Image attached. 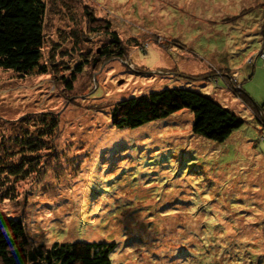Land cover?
Instances as JSON below:
<instances>
[{"label":"rangeland","instance_id":"374dc122","mask_svg":"<svg viewBox=\"0 0 264 264\" xmlns=\"http://www.w3.org/2000/svg\"><path fill=\"white\" fill-rule=\"evenodd\" d=\"M46 1L43 62L54 45L72 50L75 33L90 54L108 39L85 35V6L129 51L80 73L69 98L62 69L0 66V132L14 134L23 115L59 116V158L20 180L0 213L23 219L30 246L113 242L112 264H264V120L236 94L264 113V0ZM174 86L200 89L245 122L224 141L195 133L187 107L113 124L118 100Z\"/></svg>","mask_w":264,"mask_h":264},{"label":"trees","instance_id":"16d2710c","mask_svg":"<svg viewBox=\"0 0 264 264\" xmlns=\"http://www.w3.org/2000/svg\"><path fill=\"white\" fill-rule=\"evenodd\" d=\"M47 13L46 0H0V66L20 75L35 71L39 74L53 72L55 75V71L62 69L61 79L66 83L69 98L80 91L73 90L80 73L99 69L107 60L124 58L128 54V45L112 28V22L99 18L89 6H85V35L99 33L108 35V39L90 54L91 50L83 51L77 46L81 36L75 33L76 42L72 50H61L54 45L48 61L43 62ZM261 30L264 34V25ZM78 52L79 59L73 62ZM68 57L71 62L65 61ZM244 91L241 89L236 94L264 120L262 107ZM186 107L194 112L193 131L212 140L224 141L245 122L213 96L187 86L164 87L120 99L111 107L112 122L117 127L133 128ZM18 122L21 126L14 134L8 135L5 129L0 132V200L17 196L15 190L20 180L41 174L50 158H59L56 145L59 116L55 111L23 115ZM115 246L113 242L79 240L30 246L23 219L0 213V264H112L111 252Z\"/></svg>","mask_w":264,"mask_h":264}]
</instances>
